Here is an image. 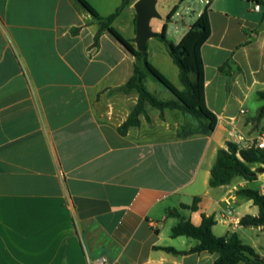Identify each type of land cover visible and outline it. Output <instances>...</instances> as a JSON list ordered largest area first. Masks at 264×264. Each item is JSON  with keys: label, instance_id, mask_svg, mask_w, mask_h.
Instances as JSON below:
<instances>
[{"label": "crops", "instance_id": "1", "mask_svg": "<svg viewBox=\"0 0 264 264\" xmlns=\"http://www.w3.org/2000/svg\"><path fill=\"white\" fill-rule=\"evenodd\" d=\"M86 1L102 16L122 4ZM136 1L112 26L137 49ZM255 4L209 6L212 33L201 51L206 103L218 124L212 133L182 136L193 123L189 114L166 109L162 116L151 106L138 126L120 132L139 100L119 90L136 58L109 30L96 42L100 25L79 0H0V264H95L101 257L110 264H213L217 254L191 253L197 239L172 236L180 221L174 209L197 226L203 214L213 216L216 236L236 233L264 257V226L240 223L260 210L239 194H264V165L250 164L254 179L210 185L230 132L253 140L264 128V118L251 120L264 91V6L255 11ZM154 21L157 33L167 25ZM147 53L181 89L166 45L152 38ZM196 198L197 210L181 207Z\"/></svg>", "mask_w": 264, "mask_h": 264}, {"label": "trees", "instance_id": "2", "mask_svg": "<svg viewBox=\"0 0 264 264\" xmlns=\"http://www.w3.org/2000/svg\"><path fill=\"white\" fill-rule=\"evenodd\" d=\"M90 14L98 21L100 29L96 36V42L105 30L111 31L135 56L136 65L133 76L119 90L125 93L135 92L139 95L138 103L128 120L120 127V132L126 134L132 126L140 124L139 116L146 114V106H151L161 110L163 116L166 109H181L189 113L198 123L199 129L184 127L180 132L182 136L209 134L212 133L217 124L218 118L207 106L205 96V67L202 58V46L210 38L212 33L209 7L200 14L197 21L190 27L188 32L179 43H174L167 39V25L158 33L157 38L162 41L172 57L174 63L180 71V79L185 87V91H180L165 75H163L149 61L148 53L143 55L132 44L125 40L112 26L120 14L132 3V0H122V4L109 16L100 15L96 9L86 0H79ZM260 6H264V0H249ZM176 8L169 14L172 17ZM223 70V69H222ZM148 78L160 82L176 98L171 100L160 99L146 86ZM258 98L264 102V91L257 92ZM264 118V105L251 120L259 121ZM260 163L264 165V152L255 147L244 148L234 142H227L226 148L218 150L216 162L211 171L210 185L217 187L230 184L236 176H243L246 179H254L255 174L250 164ZM239 194H243L254 201L258 206L260 215L244 216L240 223L248 226H264V194L253 189H241ZM199 198L189 206L182 204L184 209H198ZM180 219L179 223L173 227L172 236H187L197 239L199 244L191 249V253L209 252L218 255L213 264H264V257L259 255L255 249L245 244L236 233L218 237L213 232L216 220L213 216L202 215V223L195 225L192 221L183 216L179 210L169 211ZM166 251L179 254L181 252L174 248L163 247Z\"/></svg>", "mask_w": 264, "mask_h": 264}, {"label": "rangeland", "instance_id": "3", "mask_svg": "<svg viewBox=\"0 0 264 264\" xmlns=\"http://www.w3.org/2000/svg\"><path fill=\"white\" fill-rule=\"evenodd\" d=\"M94 1L98 6H101V3L102 4L105 3V0H94ZM108 3H109V1L107 0V4ZM175 8H176V10L171 17V21L167 22V18H169V14ZM157 9L167 24V31H166L167 39L174 42V43H179L182 40V38L185 36L187 31L190 29V27L197 21L200 14L206 9V5L204 3V0H158ZM257 14L261 15L262 13H257ZM153 22H155L154 19L151 22L152 25H153ZM157 67H159V68H156V69H158V71H160L163 75H165V77H167L166 74L171 75V73L168 72L167 70H165L166 73H164L162 71V69H163L162 66H157ZM179 78H180V71H179ZM148 79H151L155 82V85L154 84L152 85V83L151 84L147 83L146 85L158 98L164 99L163 98L164 96H162L161 92H159L158 89L155 90L154 86H157V88L160 87L163 90H165L166 92L171 93L170 91H167V89L160 82L155 81L152 78H148ZM180 85H181V89L178 88L176 85L175 86L180 91H185V87H184L181 79H180ZM171 95H172V98L166 99V100H171V99L176 98L172 93H171ZM257 98H258V95H257ZM258 102L260 104L264 105V102L260 101V99ZM254 103L255 102L250 101L249 105L252 106ZM147 106H151V105L147 104ZM147 106H146V109H147ZM151 107H153V106H151ZM153 108H155V107H153ZM156 109H158V108H156ZM179 110H181V109H179ZM181 111H183V110H181ZM183 112L186 113L185 111H183ZM187 114H189V113H187ZM250 115H248V116H250ZM191 118H192L193 123H191L190 125H187L186 128L199 129L200 127L198 126V123L194 120V118L192 116H191Z\"/></svg>", "mask_w": 264, "mask_h": 264}, {"label": "water", "instance_id": "4", "mask_svg": "<svg viewBox=\"0 0 264 264\" xmlns=\"http://www.w3.org/2000/svg\"><path fill=\"white\" fill-rule=\"evenodd\" d=\"M157 3L158 0H137L133 5L136 11L135 43L137 50L143 55L147 53L149 40L158 36V33L152 27V20L163 19L157 9ZM168 21H171V18H167Z\"/></svg>", "mask_w": 264, "mask_h": 264}, {"label": "built area", "instance_id": "5", "mask_svg": "<svg viewBox=\"0 0 264 264\" xmlns=\"http://www.w3.org/2000/svg\"><path fill=\"white\" fill-rule=\"evenodd\" d=\"M212 1L213 0H204L206 7H209ZM253 9L255 11H260L261 6L256 3ZM241 113H244V111L242 110ZM229 135L231 137V142H234L240 145L241 147H244V148L255 147V148L261 149L264 152V128L262 130L261 135L257 139H253V140L249 139L243 133L238 132V131H231ZM228 213L230 214L231 210H229ZM95 264H110V263L106 257H101L96 260Z\"/></svg>", "mask_w": 264, "mask_h": 264}]
</instances>
